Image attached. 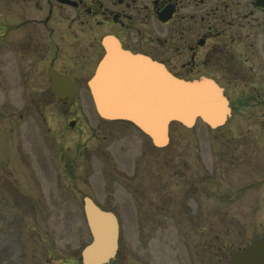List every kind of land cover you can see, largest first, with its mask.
<instances>
[{
    "label": "rangeland",
    "instance_id": "obj_1",
    "mask_svg": "<svg viewBox=\"0 0 264 264\" xmlns=\"http://www.w3.org/2000/svg\"><path fill=\"white\" fill-rule=\"evenodd\" d=\"M75 77L73 134L72 118L44 92L42 114L27 113L18 137L0 138V264H79L89 242L79 192L120 217L119 264H162V255L173 264L199 263V256L203 264H230V246L264 234V175L238 170L259 157L240 151L238 133L232 144L224 140L227 125L172 124L168 145L155 148L123 122H101L84 77ZM61 124L67 138L55 141Z\"/></svg>",
    "mask_w": 264,
    "mask_h": 264
},
{
    "label": "flooded vegetation",
    "instance_id": "obj_2",
    "mask_svg": "<svg viewBox=\"0 0 264 264\" xmlns=\"http://www.w3.org/2000/svg\"><path fill=\"white\" fill-rule=\"evenodd\" d=\"M105 36L178 78L213 80L230 107L225 142L233 144L238 133L240 151L259 156L249 157L238 170L264 175V0H0V138L6 134V141L8 133L18 137L27 113L42 114L50 69L77 79L81 89L75 75H82L83 83L92 76ZM87 93L94 110L88 88ZM57 101L69 121L77 123L71 115L75 104ZM53 128V138H67L63 124ZM262 182L264 186V178ZM98 206L118 220V252L112 264H119L120 217L116 210ZM256 238L230 246L232 255L264 241V234ZM219 244L218 255L225 246ZM160 258L162 264H173L164 255ZM53 261L48 258L46 264ZM198 262L188 264H203L200 256Z\"/></svg>",
    "mask_w": 264,
    "mask_h": 264
},
{
    "label": "water",
    "instance_id": "obj_3",
    "mask_svg": "<svg viewBox=\"0 0 264 264\" xmlns=\"http://www.w3.org/2000/svg\"><path fill=\"white\" fill-rule=\"evenodd\" d=\"M103 46L105 56L88 82L99 116L130 121L156 147L168 143L171 122L190 128L196 119H201L215 128L225 121L229 114L227 101L212 81L176 79L143 57L123 51L110 37L103 40ZM49 77L50 92L59 98L68 96L71 103L76 83L54 72H50ZM136 104L140 107L136 108ZM145 116L148 119H144ZM83 202L92 242L82 250L81 262L108 264L117 248L116 219L112 213L100 210L89 198H84ZM232 264H264V242H256L248 251L237 253Z\"/></svg>",
    "mask_w": 264,
    "mask_h": 264
},
{
    "label": "bare ground",
    "instance_id": "obj_4",
    "mask_svg": "<svg viewBox=\"0 0 264 264\" xmlns=\"http://www.w3.org/2000/svg\"><path fill=\"white\" fill-rule=\"evenodd\" d=\"M126 77H127V78H129V74H127V75H126ZM105 86H106V85H105ZM135 107H136V108H139V107H140V105H139V104H136V106H135ZM144 119H148V117H147V116H145V117H144Z\"/></svg>",
    "mask_w": 264,
    "mask_h": 264
}]
</instances>
